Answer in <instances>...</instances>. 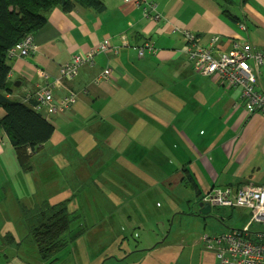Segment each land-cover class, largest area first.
Returning <instances> with one entry per match:
<instances>
[{
    "label": "crops",
    "instance_id": "0c3cea01",
    "mask_svg": "<svg viewBox=\"0 0 264 264\" xmlns=\"http://www.w3.org/2000/svg\"><path fill=\"white\" fill-rule=\"evenodd\" d=\"M230 1L103 0L100 13L78 6L69 13L59 7L49 11L33 36L35 49L23 57L16 50L9 59L11 100L22 102L51 82L73 56L103 43L108 49L65 82L78 94L69 110H40L54 134L26 174L38 192L43 188V199L52 194L44 188L55 186L52 177H45L54 167L73 165L83 172L81 180L91 178L87 171L94 169V139L110 150L117 148L124 168L165 172L172 166L166 178L187 185L186 170L198 186L195 195L243 183L264 187V115L244 110L240 88L197 74L185 52L182 32L197 37L215 57L243 45L264 53V0ZM146 3L155 5L158 21L152 14L144 16ZM145 44L153 51L140 58L134 48ZM106 68L108 81L95 84ZM41 70L46 79L38 75ZM258 82L264 84L262 71ZM64 93L60 88L56 98ZM3 115L0 108V119ZM99 154L104 156V150ZM16 166L13 148L0 129V202L14 199L7 175Z\"/></svg>",
    "mask_w": 264,
    "mask_h": 264
},
{
    "label": "rangeland",
    "instance_id": "374dc122",
    "mask_svg": "<svg viewBox=\"0 0 264 264\" xmlns=\"http://www.w3.org/2000/svg\"><path fill=\"white\" fill-rule=\"evenodd\" d=\"M94 142V169L87 171L91 178L81 180L83 172L73 165L54 167L45 172L55 186L44 188L52 192L44 199L32 176L17 166L9 168L14 199L0 202V264H217L215 253L202 247L203 236L256 228L246 209L214 207L204 213L201 196L166 178L172 166L165 172L124 168L117 148ZM43 201H65L70 217L61 237L65 245L46 260L39 257L24 221Z\"/></svg>",
    "mask_w": 264,
    "mask_h": 264
},
{
    "label": "built area",
    "instance_id": "2783aa9c",
    "mask_svg": "<svg viewBox=\"0 0 264 264\" xmlns=\"http://www.w3.org/2000/svg\"><path fill=\"white\" fill-rule=\"evenodd\" d=\"M129 2L131 0H124ZM137 2V0H133ZM144 16L152 14L153 21L159 20L155 14V5L145 4ZM186 41V54L192 69L203 77H216L226 88H240L244 110L247 113L264 115V84H259L260 68L264 64V53L243 45L235 46L228 54L215 57L208 47L189 32H182ZM215 38L211 39L214 44ZM35 49L33 36H26L11 49L8 54L13 56L16 50L20 56H26ZM108 45L103 43L85 54L73 56L62 65L58 77L32 93L31 98L38 104V110L48 109L57 114L69 110L77 101L78 94L65 87V82L72 81L80 67L91 65L94 56L99 52H106ZM138 57H143L147 51H153L152 46L145 44L135 47ZM38 75L46 79L43 70ZM110 77V69L106 68L94 80L95 84L105 83ZM62 88L65 93L56 98V93ZM202 207L246 209L255 225L254 228L245 226L242 229H231L226 233L215 236L205 235L201 245L215 253L217 264H264V231L258 230L264 226V187L253 184H239L235 188H212L200 198ZM252 226V224H250Z\"/></svg>",
    "mask_w": 264,
    "mask_h": 264
},
{
    "label": "trees",
    "instance_id": "16d2710c",
    "mask_svg": "<svg viewBox=\"0 0 264 264\" xmlns=\"http://www.w3.org/2000/svg\"><path fill=\"white\" fill-rule=\"evenodd\" d=\"M223 1L231 3L230 0ZM77 6L97 13L105 8L103 0H0V108L4 111L0 129L7 136L17 164L24 173L31 171L32 158L51 140L54 127L38 110L36 100L31 98L32 93H28L22 102L9 98L8 52L26 36H34L45 25L47 14L53 8L59 7L69 13ZM185 173L186 184L198 191L193 178L186 170ZM200 195L196 194L197 197ZM26 214L24 221L39 257L49 259L65 245L61 237L70 226L66 202H43L35 211Z\"/></svg>",
    "mask_w": 264,
    "mask_h": 264
},
{
    "label": "water",
    "instance_id": "95a60500",
    "mask_svg": "<svg viewBox=\"0 0 264 264\" xmlns=\"http://www.w3.org/2000/svg\"><path fill=\"white\" fill-rule=\"evenodd\" d=\"M200 206H202V205L200 204ZM210 210H211V207L206 206V207H204L203 211H204V213L208 214L210 212Z\"/></svg>",
    "mask_w": 264,
    "mask_h": 264
}]
</instances>
